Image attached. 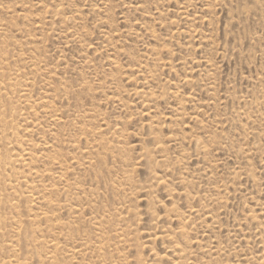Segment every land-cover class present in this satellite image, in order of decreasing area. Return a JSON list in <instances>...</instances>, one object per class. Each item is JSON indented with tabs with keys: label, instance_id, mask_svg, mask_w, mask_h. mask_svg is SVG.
Wrapping results in <instances>:
<instances>
[{
	"label": "rangeland",
	"instance_id": "1",
	"mask_svg": "<svg viewBox=\"0 0 264 264\" xmlns=\"http://www.w3.org/2000/svg\"><path fill=\"white\" fill-rule=\"evenodd\" d=\"M17 259L264 264V0H0Z\"/></svg>",
	"mask_w": 264,
	"mask_h": 264
},
{
	"label": "bare ground",
	"instance_id": "2",
	"mask_svg": "<svg viewBox=\"0 0 264 264\" xmlns=\"http://www.w3.org/2000/svg\"><path fill=\"white\" fill-rule=\"evenodd\" d=\"M56 10H57V9H56ZM56 12H57V11H56ZM48 13H50V12H48ZM58 13H59V12H57V14H58ZM57 14H56V15H57ZM50 16H51V15H50ZM53 16H54V15H53ZM50 18H51V17H50ZM56 18H58V17H56ZM24 95H25V94H24ZM23 97H24V96H23ZM21 158H23V159H21V160H19V161L22 162V164L25 163V162H28V161H26L27 158H29V159H28L29 161H30V160H31V161H32V160H33V161L35 160L34 162H36V159H35L34 156H32L31 154H23V155H21ZM37 161H38V160H37ZM23 165H24V164H23ZM44 218H45V217H44ZM45 220H46V219H45ZM20 226H21V225H20ZM21 228H22V227H21ZM21 228H20V229H21ZM20 229H18V230L16 231V233H14V234H15L14 236L17 238V245H18V242H20V241H19L20 239H18V237L21 236V231H23L22 229H21V231H20ZM24 232H25V231H24ZM33 233H34V231H33ZM33 233H32V234H33ZM5 234H6V233H5ZM24 234H26V233H24ZM30 234H31V232H30ZM32 234H31V235H32ZM34 234H35V233H34ZM25 236H26V235H25ZM25 236H24V237H25ZM35 237H36V236H35ZM35 237H34V238H35ZM25 239H26V238H25ZM25 239H24V241H25ZM15 240H16V239H15ZM35 240H36V239H35ZM14 242H15V241H14ZM35 242H37V241H35ZM35 242H34V243H35ZM51 243H52V242H51ZM51 243H50V244H51ZM25 244H26V243H25ZM26 245L29 246V243L26 244ZM30 245H31V244H30ZM57 245H58V243H57ZM57 245H56V244L52 245V249H54V250H55V249H58ZM84 245H85V244H84ZM34 246H35V245H34ZM36 246H37V245H36ZM31 248H33V247H31ZM29 249H30V248H29ZM29 249H28V250H29ZM85 249H86V248H85ZM58 250H59V249H58ZM83 250H84V249H83ZM98 250H99V247H98ZM26 251H27V250H26ZM12 252H13V251H12ZM27 252H28V251H27ZM56 252H57V250H56ZM74 252H75V251H74ZM29 253H30V252H29ZM53 253H54V252H53ZM78 253H79V252H78ZM25 254H26V253H25ZM51 254H52V253H51ZM51 254H50V255H51ZM13 255H14V254H13ZM32 255H33V254H32ZM54 257H55V256H54ZM45 258H46V257H45ZM49 259H50L51 261H50V262L48 261V262L51 263L53 258H49ZM46 261H47V260H46ZM56 262H57V261H56ZM42 263H43V262H42ZM54 263H55V262H54ZM16 264H26V261L23 262V261H20L19 259H17ZM44 264H45V263H44Z\"/></svg>",
	"mask_w": 264,
	"mask_h": 264
}]
</instances>
